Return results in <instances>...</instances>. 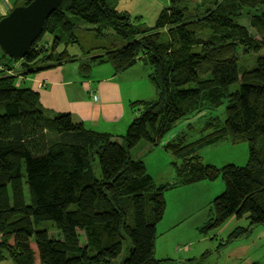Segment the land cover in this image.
<instances>
[{
    "label": "trees",
    "instance_id": "trees-1",
    "mask_svg": "<svg viewBox=\"0 0 264 264\" xmlns=\"http://www.w3.org/2000/svg\"><path fill=\"white\" fill-rule=\"evenodd\" d=\"M214 4L200 12L186 7V0H169L148 28L133 24L109 0H60L24 58L4 54L38 70L76 59L79 54L57 49L74 43L78 23L98 38L112 30L120 44L91 59L81 49L87 60L80 71L85 75L93 64L110 63L118 74L141 62L150 67L156 96L134 104L140 113L115 140L73 122L68 113L46 112L35 92L0 72V262L35 264L33 241L40 264L165 263L154 258L156 225L167 207L164 193L218 177L225 189L211 203L213 218L206 228L243 216L251 228L264 226V0ZM238 8L256 12L251 26L259 39L234 22ZM40 41L45 46L51 41V49L44 51ZM238 48L257 54L254 64L240 68ZM52 49L55 58L42 56ZM223 104L220 125L207 111ZM196 113L204 120L198 139L188 143L187 133L177 132L183 140L172 137L161 145ZM152 118L155 130L148 129ZM226 140L248 143L244 166L199 160L198 149ZM159 145L173 157L174 183L157 184L145 167L143 157ZM43 224L54 232L41 230ZM242 232L236 229L232 237Z\"/></svg>",
    "mask_w": 264,
    "mask_h": 264
},
{
    "label": "rangeland",
    "instance_id": "rangeland-1",
    "mask_svg": "<svg viewBox=\"0 0 264 264\" xmlns=\"http://www.w3.org/2000/svg\"><path fill=\"white\" fill-rule=\"evenodd\" d=\"M15 1L16 4L17 0ZM109 2L117 12L126 13L133 24L138 23L140 24L139 27H144L141 24H145L148 28L155 26L160 11L163 7L169 5V0H109ZM219 2L221 0H186V7L195 10L197 5H201L198 10L206 12L215 5L214 3ZM237 11L239 15L234 18V22L244 28L251 38L259 39L260 35L251 26L252 15L256 12L253 13L251 10L240 8ZM100 36L98 38L93 31L78 23L72 39L74 43L70 44V40L65 43L68 45L61 44L57 50H66L67 53L73 55L79 53L82 49L84 53L88 54L86 58L91 59L99 56V54H105L107 50L116 48L120 44L116 39L118 37L114 35L112 30H107ZM44 37L48 36L44 35ZM40 42L42 43V41ZM76 42L82 43L81 46L77 45ZM42 44L44 51L51 49V41L46 46L44 43ZM237 51L241 54L240 68H248L254 64L257 54L245 53L246 50L241 48H238ZM55 55L56 49H52L49 54L44 53L42 56L49 59L55 58ZM146 69L150 73V68L147 67ZM236 88L237 85L232 87L231 90ZM224 106V104L221 105L214 113L207 111L208 117L213 116L212 119L216 118V122L223 125L225 121ZM199 115L196 113V115L185 119L188 122L176 125L163 138V144L172 137L176 138L175 140H183L178 136L179 134H176L177 132L187 133L189 140L185 142L191 143L198 139L202 134L201 128L204 124L203 118H200ZM189 121L191 124H187ZM155 124L156 119L152 118L148 123V129L155 130ZM230 143L232 142L226 140L222 143L198 149L196 153L202 163L211 164L215 167H222L227 164L244 166L249 157L248 143L246 141H240L235 145ZM142 154L143 152L137 156ZM161 157L163 155H154V153L148 156L144 160L145 164L148 165L147 169L153 174L156 169L163 167L162 179H155L157 184L174 183L176 181V168L172 163L169 164L171 157L169 156L168 162L165 160L163 163H159ZM97 168H99L98 164ZM224 189V183L221 177H218L212 182L203 180L195 184L178 186L164 193L167 211L162 222L156 225L154 248V258L156 260H167V262L160 264H264V226L251 228L247 217L243 216L238 219L231 217L220 227L214 229L206 228L213 218L211 203L224 192ZM174 217L175 219H173ZM236 229H242L244 232L239 237L234 238L232 233ZM41 230H45L51 235L55 229L49 224H43ZM31 244L35 245L33 241Z\"/></svg>",
    "mask_w": 264,
    "mask_h": 264
},
{
    "label": "crops",
    "instance_id": "crops-1",
    "mask_svg": "<svg viewBox=\"0 0 264 264\" xmlns=\"http://www.w3.org/2000/svg\"><path fill=\"white\" fill-rule=\"evenodd\" d=\"M14 5L15 0H0V18ZM75 55H78L76 59L69 62L45 63L39 65L38 70H33L30 65L23 67L9 60L0 50V72L2 75L14 77L16 86L35 92L46 112L68 113L73 122H81L89 130L108 133L113 135L115 140H119L137 116V107H134V104L155 99L156 93L148 79L149 70L146 69L149 66L137 62L126 71L115 74L110 63L93 64L84 75L80 67L81 61L86 59L82 51ZM92 95L97 96L96 100L92 99ZM152 153L163 155L159 163L165 160L168 162L169 156L171 157L170 154H165L167 152L159 145L153 149L149 148L143 161ZM172 161L173 157L169 160L170 165ZM145 166L147 169L148 165ZM162 169L163 167H159L155 173L151 170L153 174L148 169L147 171L156 182V178L162 179ZM31 247L36 256L35 264H39L36 246L31 244ZM0 264L14 263L7 259Z\"/></svg>",
    "mask_w": 264,
    "mask_h": 264
},
{
    "label": "water",
    "instance_id": "water-1",
    "mask_svg": "<svg viewBox=\"0 0 264 264\" xmlns=\"http://www.w3.org/2000/svg\"><path fill=\"white\" fill-rule=\"evenodd\" d=\"M60 7V0H30L0 18V50L9 58L25 57L41 34L45 21Z\"/></svg>",
    "mask_w": 264,
    "mask_h": 264
},
{
    "label": "bare ground",
    "instance_id": "bare-ground-1",
    "mask_svg": "<svg viewBox=\"0 0 264 264\" xmlns=\"http://www.w3.org/2000/svg\"><path fill=\"white\" fill-rule=\"evenodd\" d=\"M14 6H16V5H14ZM14 6H13V7H14ZM13 7H12V9H13ZM165 7H166V6H165ZM200 8H201V5H197V6H196V9H200ZM12 9H11V10H12ZM11 10H10V11H11ZM10 11H9V12H10ZM9 12H8V13H9ZM8 13H7V14H8ZM7 14H6V15H7ZM6 15H4V16H6ZM2 17H3V16H2ZM137 24H138V23H137ZM149 75H150V74H148V79H149L150 83L152 84V86L154 87V91H155V93H156L155 86H154V84L151 82V80H150V78H149ZM96 98H97L96 95H92V99H93V100H96ZM155 119H156V118H155ZM148 128H149V127H148ZM124 134H125V133H124ZM187 137H188V136H187ZM162 142H163V140H162ZM161 144H162V143H161ZM196 154H197V153H196ZM145 167H146V166H145Z\"/></svg>",
    "mask_w": 264,
    "mask_h": 264
}]
</instances>
